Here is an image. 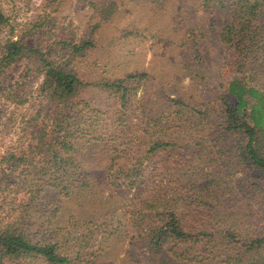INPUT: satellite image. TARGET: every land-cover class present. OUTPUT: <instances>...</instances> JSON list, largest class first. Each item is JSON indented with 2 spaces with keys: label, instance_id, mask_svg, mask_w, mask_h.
<instances>
[{
  "label": "trees",
  "instance_id": "obj_1",
  "mask_svg": "<svg viewBox=\"0 0 264 264\" xmlns=\"http://www.w3.org/2000/svg\"><path fill=\"white\" fill-rule=\"evenodd\" d=\"M230 1L233 16L221 38L245 58L238 71L248 76L229 80L224 96L202 116L222 129H173L178 118L159 117L151 107L141 82L146 73L89 82L68 61L46 59L22 36L7 37L0 73L34 50L43 65L29 119L13 110L0 129V143H9L0 157L16 162L21 194L17 215L0 226V264L97 263L90 251L82 255L77 239L66 237L75 231L57 230L53 218L62 198L95 189L87 165L91 143L103 147L111 162L100 183L135 193L124 217L132 238L144 242L142 264H264V208L221 207L227 199L264 196V88L251 82L264 71V0ZM114 5L107 6L106 17ZM0 26L11 27L1 7ZM90 86L108 93L105 107L82 96ZM23 88L4 87L1 99L25 104L30 97ZM161 123L166 126L157 128ZM135 127H142L140 133ZM111 221L102 239L120 224Z\"/></svg>",
  "mask_w": 264,
  "mask_h": 264
},
{
  "label": "rangeland",
  "instance_id": "obj_2",
  "mask_svg": "<svg viewBox=\"0 0 264 264\" xmlns=\"http://www.w3.org/2000/svg\"><path fill=\"white\" fill-rule=\"evenodd\" d=\"M111 2L115 5L106 17L104 13ZM221 2L223 4L215 0H0V7L13 29L12 33L10 26H0V55L7 37L14 35L24 37L27 45L44 53L46 59L57 63L68 61L89 82L146 73L141 82L151 107L159 117H177L178 123L174 122L173 129H222L216 123H209L207 117L202 120V116L207 110H213L220 96H224L229 80L243 74L247 78L248 74L238 71L245 58L221 38L224 25L233 16L231 1ZM87 41L90 42L84 44ZM75 44L82 45L81 50L75 51ZM34 53L0 73V92L4 87L24 84L22 91L30 97L25 104L9 105L0 95V129H5L6 122L4 125L2 122L13 110L20 119H29L27 112L32 109L30 103L38 95L37 87L42 80L38 67L43 63L38 58L39 53L36 50ZM251 82L264 88V71ZM82 96L101 108L109 103L108 93L92 86L84 90ZM185 120L188 126L182 124ZM165 126L161 123L156 127ZM142 127L134 128L139 129L137 134ZM12 129H20V126ZM14 134L12 132L11 136ZM8 144V141L0 143V155L7 153ZM88 151L91 161L86 163L95 177V189L62 198L53 217L55 228L68 226L69 230H74L73 235L66 234V237L78 240L77 248L83 249V256L90 251L91 259H98L95 264H142L141 259L147 255H142L144 242L132 238V228L124 217L135 193L115 188L113 184H101V174L111 165L107 151L94 143L89 144ZM254 175L262 176L257 171ZM17 177L16 162L3 161L0 157V226L12 221L18 213L21 194ZM221 207L261 210L264 196L227 199ZM109 221L112 225H116V221L120 224L114 233L102 239L101 235H107L105 229ZM83 238H87L86 242ZM87 242L89 244H85Z\"/></svg>",
  "mask_w": 264,
  "mask_h": 264
}]
</instances>
